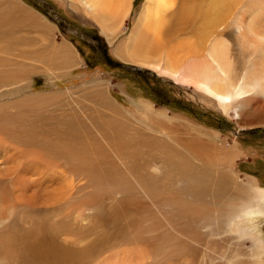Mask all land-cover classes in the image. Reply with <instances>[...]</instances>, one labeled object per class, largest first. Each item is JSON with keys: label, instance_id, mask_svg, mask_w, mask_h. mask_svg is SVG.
<instances>
[{"label": "bare ground", "instance_id": "1", "mask_svg": "<svg viewBox=\"0 0 264 264\" xmlns=\"http://www.w3.org/2000/svg\"><path fill=\"white\" fill-rule=\"evenodd\" d=\"M69 1L111 41L131 4ZM16 6L0 0V264H262L264 187L233 175L235 152L144 101L128 117L101 86L12 99L36 68L77 67ZM114 53L264 127V0H145Z\"/></svg>", "mask_w": 264, "mask_h": 264}, {"label": "rangeland", "instance_id": "2", "mask_svg": "<svg viewBox=\"0 0 264 264\" xmlns=\"http://www.w3.org/2000/svg\"><path fill=\"white\" fill-rule=\"evenodd\" d=\"M13 1L15 5L17 4V9H28L30 14L34 13L32 15L44 25L42 28L45 32L42 34L48 42L66 44L64 48L69 50L70 54L72 51L77 67L70 71L54 70L53 75L36 68L32 74L22 77L24 81L20 84L18 96L12 99L33 95L48 96L58 92L59 96L62 92L66 93L65 96L62 94L64 97L60 96L64 99H82L78 94L81 95L84 90L86 93L83 94H87L93 86H101L109 99L117 102L122 110L127 112L128 117L136 116L135 119L141 116L142 112L132 103L144 101L161 116H167L164 117L167 127L175 126L181 133L186 129L189 134L187 136H201L217 147L220 145L219 148L238 154L230 164L233 175L241 182H246V176H252L264 187V127L250 126L243 129L232 112L223 113L221 109L208 103L207 99L200 98L191 87L175 85L171 80L157 77L150 70L133 66L115 55L116 46L127 38L137 23L145 0H131L128 18L124 20L122 29L113 41L85 16L76 1L74 3L69 0ZM19 31L22 36L25 34L28 38L38 41L41 39L39 32L33 28L26 32L22 29ZM142 120L144 124L140 122V125L147 127L149 124L147 117ZM247 122H251V119L248 118ZM192 128L195 130L192 131ZM179 149L183 150V147L180 146ZM260 227L264 236V221ZM256 255L255 262L264 264V249H260Z\"/></svg>", "mask_w": 264, "mask_h": 264}, {"label": "water", "instance_id": "3", "mask_svg": "<svg viewBox=\"0 0 264 264\" xmlns=\"http://www.w3.org/2000/svg\"><path fill=\"white\" fill-rule=\"evenodd\" d=\"M114 64H117V65L122 66V67H128V66H126V65H124V64H121V63H114ZM130 68H131V67H130ZM132 69L139 70V69H137V68H132Z\"/></svg>", "mask_w": 264, "mask_h": 264}]
</instances>
